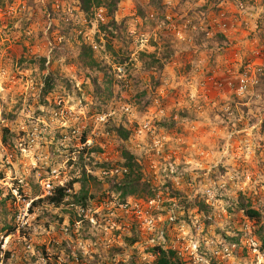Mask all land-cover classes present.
<instances>
[{"label": "rangeland", "instance_id": "374dc122", "mask_svg": "<svg viewBox=\"0 0 264 264\" xmlns=\"http://www.w3.org/2000/svg\"><path fill=\"white\" fill-rule=\"evenodd\" d=\"M107 15L0 0V264H155L158 247L264 264V0H120ZM124 150L150 190H117Z\"/></svg>", "mask_w": 264, "mask_h": 264}, {"label": "trees", "instance_id": "16d2710c", "mask_svg": "<svg viewBox=\"0 0 264 264\" xmlns=\"http://www.w3.org/2000/svg\"><path fill=\"white\" fill-rule=\"evenodd\" d=\"M81 5L82 12L86 14H94L97 10L100 8H108V15L107 17L110 18V22L108 25H114L117 24L114 18V12L118 7V4L120 0H79ZM111 23V24H110ZM106 30V27L104 28ZM111 46H109V49ZM88 48H84L86 50ZM91 51V48H89ZM86 56H89L91 59V63H95V60L90 55V52L86 51L83 52ZM44 62L45 59L43 60ZM43 62V65H44ZM46 84L51 89L53 86H51V75L46 78ZM119 135L123 139L128 138V133L124 131L122 128L117 130ZM123 158L125 159L124 163V169L126 170V174L123 177V179L117 184V190L122 192V195L126 197L127 195L133 194L136 190L141 189L150 190V187L146 183H142L143 173L141 170L140 165L136 162L135 157L128 152L127 150H124L123 152ZM67 190L63 187H59L55 190V192L52 194V196H49L46 198V200L52 204V205H60L63 200L68 196ZM81 201H87V191L83 190L81 192ZM39 201H45V200H39ZM249 218H260L261 214L255 210H247L246 211ZM154 252H156L157 259L155 261V264H182L181 261L178 259L176 253L173 250H163L162 248L158 247L154 249Z\"/></svg>", "mask_w": 264, "mask_h": 264}, {"label": "built area", "instance_id": "2783aa9c", "mask_svg": "<svg viewBox=\"0 0 264 264\" xmlns=\"http://www.w3.org/2000/svg\"><path fill=\"white\" fill-rule=\"evenodd\" d=\"M223 29L226 30V25L225 24L223 25ZM263 52H264V45L261 47V49L255 51L256 57L257 58H262ZM171 212L172 213L170 214V220L173 221V220H175V206L172 207ZM151 242L152 243H155L156 242L160 246L161 245H164L165 242H166L164 232L162 231L156 237L152 238Z\"/></svg>", "mask_w": 264, "mask_h": 264}]
</instances>
